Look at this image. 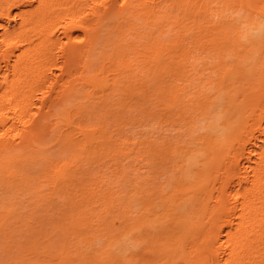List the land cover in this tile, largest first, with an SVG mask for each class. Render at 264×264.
I'll list each match as a JSON object with an SVG mask.
<instances>
[{"label": "bare ground", "instance_id": "obj_1", "mask_svg": "<svg viewBox=\"0 0 264 264\" xmlns=\"http://www.w3.org/2000/svg\"><path fill=\"white\" fill-rule=\"evenodd\" d=\"M15 15L0 33V264L109 263L76 245L92 240L86 233L96 225L112 255L120 233L138 224L127 222L130 203H118L112 176L124 179L135 160L157 178L170 156L191 153L171 143L214 103L211 89L214 98L224 91L229 128L203 138L194 186L175 182L172 166L175 184L201 196L188 219L181 207L184 220L170 212L179 230L164 239L171 224L162 221L167 234L154 246L165 249L161 264H264V33L249 38L264 31V0H0V19ZM232 55L236 64L227 65ZM251 137L261 141L254 158L245 156ZM177 158L187 171L191 160ZM148 178L131 182L147 193L137 197L143 205L156 191Z\"/></svg>", "mask_w": 264, "mask_h": 264}, {"label": "rangeland", "instance_id": "obj_2", "mask_svg": "<svg viewBox=\"0 0 264 264\" xmlns=\"http://www.w3.org/2000/svg\"><path fill=\"white\" fill-rule=\"evenodd\" d=\"M33 5H35V3L33 4ZM28 8H30L29 6H25V7H23V9H28ZM13 10V13H16V12H18V9L17 8H13L12 9ZM19 19V16L17 15H15V16H13V18L12 19H10V20H7V19H5V18H3V19H0V33L3 31V29L4 28H6V27H8V28H12L14 25H15V21H17ZM245 26H243V28H244ZM245 30V28L242 30V25H241V31H244ZM249 31H251V30H249ZM252 32V31H251ZM258 32V33H257ZM260 32L261 33H259V31H256V30H254L253 31V33H250V32H248V33H250L249 34V38L250 39H252L253 41H256V39L258 40L259 39V35L260 34H262V33H264V31H262V30H260ZM258 34V37H256V35ZM170 34V33H169ZM169 34H167V35H169ZM252 34H255V37L256 38H254L253 39V37H254V35L252 36ZM166 35V36H167ZM252 36V37H251ZM246 43H248V41L246 42ZM259 43V42H258ZM258 45V44H257ZM256 45V46H257ZM234 55H232V58H231V56H227L228 57V59H227V57L225 58V63H228L229 62V64H227V65H233V63H234V61H235V59L236 58H234L233 57ZM229 57H230V60H229ZM236 57V56H235ZM226 59L228 60V61H226ZM232 60V61H231ZM230 62H231V64H230ZM234 64H236V61H235V63ZM58 70H55V72H57ZM210 94L212 95V99H214V103L213 104H211L210 106H209V108H208V110H207V112H205V113H199V114H197V117H195V119H193V121H191L190 123H191V125H190V132L189 133H187V134H183V135H181L182 136V138L183 139H185V140H183L182 138H181V141L178 143V144H175L174 143V140H172V143H171V147H175L176 145H181V146H178V149L181 147V148H183L186 144H189L190 145V147L188 146H186V147H184V148H187V150H188V148H191L190 150H191V153H189L188 154V151H187V156L185 155V154H183V156H179V154L181 155V153L182 152H178V153H176V154H178V155H172L173 157H171L170 155V159H171V161L173 160L174 161V158H176L177 156L178 157H181V159L180 158H177V159H175V161L176 160H178V159H180V160H182V164H189L190 162V160H191V162L192 163H190L189 164V168H187V171H185V172H187V173H185L184 172V170H185V168H186V166H185V168L183 167V170H181L179 167L177 168L176 166H175V164H176V162H173L172 161V163H171V161L170 162H168V164L166 165V169L164 168V169H160L161 170V174L160 175H158V176H161V177H159L158 178V176H157V178L154 176V172H153V175H152V173L150 174L148 171H147V167H145V166H142V162H139L138 164H136L135 165V160L133 161V162H131L130 164H129V167L127 168V169H125V171H126V175H125V177H124V179H118V177H119V175L118 174H115L114 176H112L113 177V180H114V182H115V184L116 183H119V185L116 187V188H113L114 189V191H116V193H115V195H117V196H120L119 197V199L117 198V201H118V203H119V201L121 202V201H125V202H129L130 204V206H129V208L126 210V214H128L126 217H128L129 215H130V217L128 218V221L127 222H130V224H133V225H135L136 224V222L138 223V224H136V227H134V229L132 230H128V231H122L121 233H120V236L118 237L119 239L118 240H116L117 242V244H112V245H110L111 246V251H113L112 253V255L109 253V255L107 254V253H105V251H106V249L108 248V245H107V237H108V234L107 233H105V232H103V231H101V230H99V229H97V226L95 225L94 227H93V229L91 230V231H89L88 233H86V236H88V235H91L92 233L94 234H92L93 235V239L92 240H84L82 243L80 242L79 244H77L76 246H79V247H77L78 248V250H77V252H88V254L90 255V253L89 252H93V253H95V254H99V256H101V254L102 255H104L106 258H104V261H108V259L109 260H111V258H112V260L108 263V262H106V264L108 263V264H110V263H113V264H161V262H163L164 260H165V249L163 248V245L162 244H160L159 242L161 241L162 242V240H163V237H164V239H167V238H170V236L172 237L173 236V234H175L176 233V231L177 230H179L178 229V227L174 224L175 222H176V224L177 223H179L180 224V222L182 221H180V219H176V217H179V218H181V219H183L184 220V215H186V218L188 217H190L191 216V214H192V212H194V210L192 211V210H189V209H191L190 207H192L193 205L195 206V204H197V206L196 207H192V209L194 208H198V203H195V198H197L198 196H199V199H200V196L201 195H197L195 198H193L194 200H192V197H194V193H192V191H191V189L190 188H188V189H186L187 187L185 186H183L185 189L183 190V187H180V185H182V184H186L188 187H192V186H194V181H195V176H193V175H196L197 176V174H199V170H201L202 171V169H199V168H202V165H203V161H202V165H199V163L198 162H200L201 160H205V150H203V149H205L204 148V143H207V140H208V137H211L210 136V134L213 136V135H220V134H223L222 132H225V130H227V128H229V121H228V117L230 116V115H227V114H230V111H232V110H230V109H228L227 110V112L225 113L224 111H225V108L224 107H227L228 106V104L225 102L226 101V99L224 98V91H222L220 94H217V96L214 98V90L213 89H211L210 90ZM224 109V110H223ZM227 109V108H226ZM225 114H226V116H228L227 118V120L225 119ZM232 116V115H231ZM235 120V117H233L232 118V120ZM228 121V122H227ZM238 121V120H237ZM227 122V123H226ZM189 123V124H190ZM226 123V124H225ZM228 125V127H226L225 125ZM189 126V125H188ZM223 126H225V127H223ZM140 129V128H139ZM179 131H180V129H178ZM189 130V129H188ZM176 131H177V128H174V130H172V133L173 134H175L176 133ZM142 133H144V131H141V134ZM152 133L153 132H151V133H149V135H152ZM154 134V133H153ZM209 135V136H208ZM254 135L255 136H258L259 135V133H258V131H255L254 132ZM208 136V137H207ZM217 136V137H218ZM221 136V135H220ZM203 138H207V140L205 139V140H203ZM214 138V137H213ZM216 138V137H215ZM219 138V137H218ZM173 139H175V141L176 140H178L179 139V136L178 135H176L175 134V137L173 138ZM205 141V142H204ZM239 141L240 140H238V141H233V145L232 146H230L229 148H230V151L233 149V148H235L234 149V151L237 149V147H238V145H239ZM202 142V143H201ZM204 142V143H203ZM184 144V145H183ZM259 144H261V141H259V138H254V137H251L250 138V140L249 141H246L245 142V148H246V152H245V156L246 155H249V151H251L252 153H251V158H254V155L256 154V152H257V149H258V145ZM180 148V149H181ZM183 148V150H186V149H184ZM182 150V151H183ZM247 150H249V151H247ZM184 152V151H183ZM190 152V151H189ZM192 154V156H190ZM186 156V157H185ZM188 156H190V157H188ZM245 156H243V157H241V159H240V161H241V163L242 164H246L247 163V160L245 159ZM182 157H185V158H182ZM187 158V160L185 161L184 159H186ZM191 158V159H190ZM189 160V161H188ZM193 160V161H192ZM188 161V162H187ZM196 161H198L197 163H193V162H196ZM173 163H175V164H173ZM134 164V165H133ZM197 165H199V166H197ZM172 166L173 167H175L174 169L172 168ZM192 167V169H191V167ZM197 166V167H196ZM199 167V168H198ZM198 168V169H197ZM175 170L174 172H173V170ZM179 169H180V171H179ZM196 169H197V171H198V173L196 172ZM152 170V169H151ZM160 170H158V171H160ZM163 170V171H162ZM164 170H166V171H164ZM167 170H169L168 172H167ZM188 170H190L189 172L190 173H188ZM194 170H195V172H196V174L195 173H193L194 172ZM153 171H154V169H153ZM184 172V177H186L185 178V180H184V177H182V175L180 174H178V172ZM163 172V173H162ZM167 172V173H166ZM171 173L172 172V177L170 176L171 174H168V173ZM166 173V174H165ZM173 173L174 174H176L175 176H177V178H180L181 179V181L179 180V179H177L174 175H173ZM190 174V175H189ZM138 175H142V177H145V176H148V177H150V178H148L149 179V183H148V185H150V186H155L156 185V191L158 190L159 192V194L155 191V192H153V199H151L152 197H151V195L149 196V197H151L149 200H151V201H154V202H151V201H147V202H144V205H143V203H142V201L146 198V195H147V193L144 191V193H139V194H137V191L135 190V188H137V187H135V184H131V182H136L135 181V176L137 177ZM150 175H152V176H150ZM190 177V178H192V177H194V178H192L193 179V181H192V179H190L188 176ZM182 178H181V177ZM152 177V178H151ZM156 178V180H155V178ZM132 178V179H131ZM174 178H176V181L175 182H180V183H178V184H175V182H174ZM151 179H153L152 180V183L150 182L151 181ZM159 179V180H158ZM170 179L171 180H173V181H171L170 182ZM186 179H187V181H186ZM188 179H189V181H188ZM156 181V184L154 183V185H153V182H155ZM185 181V183H184V181ZM159 181H161V183L159 182ZM165 181V182H164ZM159 182V185L157 184ZM191 182H192V184H191ZM190 183V184H189ZM172 186H171V185ZM180 184V185H179ZM131 185L132 186H134V187H131ZM158 185V186H157ZM162 185V186H161ZM165 185H167V186H165ZM174 185L176 186V187H180V189L182 190L181 192L182 193H180V194H178V192H180V189L179 188H176V187H174ZM192 185V186H191ZM162 187V189H163V186H165L164 187V190H160L161 188H159V187ZM159 189H158V188ZM172 187L175 189V193H176V195H177V197L179 198L178 199V201L179 200H181V202H178V201H176L177 200V197L175 196L174 197V195H173V199H174V201L173 200H171L172 198H171V196H172V192L173 191H171V190H173L172 189ZM171 188V189H170ZM130 189V190H129ZM132 189H134L135 190V192H134V190H133V192H134V194H133V192L131 191ZM169 190V192H171V193H169V194H167L168 191ZM177 190H179L178 192H177ZM189 190V191H188ZM129 191V192H128ZM183 191H184V193H183ZM187 191V192H186ZM161 192H163V194H167V195H165V197H163L164 195L161 193ZM166 192V193H165ZM190 192V193H189ZM138 195H136V194ZM157 193V194H156ZM119 194V195H118ZM132 194V195H131ZM162 195V197L163 198H160L161 197V195ZM185 195V197H184V195ZM186 194H187V196H186ZM188 194H189V196H188ZM190 194H191V196H190ZM133 195H136V196H133ZM142 195V196H141ZM158 195V196H157ZM168 195L170 196V200H169V203H168V199H167V205H165V202H166V199L165 198H169L168 197ZM144 197L145 196V198H143L142 199V201H140V199L141 198H137V197ZM160 196V197H159ZM181 198H180V197ZM148 197V196H147ZM154 197H158V198H160V199H158V200H156V199H154ZM191 197V198H190ZM176 198V199H175ZM184 198V199H183ZM189 198V199H188ZM165 200V202L163 201V200ZM187 199V200H186ZM192 200V202H191V200ZM160 200V202H162L163 203V206H165V207H162V203H160V202H158ZM183 200V201H182ZM184 200H186V201H184ZM173 201V202H172ZM193 201H194V203H193ZM141 202V203H140ZM184 202H185V204H187V205H185L184 204ZM197 202V201H196ZM153 203V204H152ZM157 203H159V204H157ZM170 203H172V205L170 204ZM181 203H182V205H181ZM191 203H192V205H191ZM146 204H151L149 207L148 206H146ZM157 206H156V205ZM178 204H180V205H178ZM153 205H154V207L156 208L155 209V211H154V214H156L158 217H160V218H162L161 220H159V218L157 219V218H155V216L156 215H154L153 214V210H154V208H153ZM159 205H161V206H159ZM168 205H170V206H168ZM176 205V206H175ZM189 205V206H188ZM120 206H121V204H120ZM144 206V207H143ZM146 206V207H145ZM167 206H168V208L171 210V211H169L168 212V208H167ZM172 206H174V207H172ZM131 207V208H130ZM159 207V208H158ZM171 207V208H170ZM181 207V209H182V212L184 213L183 214V216H182V212H181V210H179V209H177V208H180ZM145 208H146V210H145ZM150 208V209H149ZM164 209V211H163V209ZM176 208V209H175ZM184 208L186 209V211L184 210ZM168 209V210H167ZM150 212V210H151V213L150 214H152V215H150L149 214V212ZM174 210V211H173ZM176 210H177V212H178V210H179V212H178V214H177V212H176ZM190 212H189V211ZM144 211V212H143ZM158 213H157V212ZM185 211V212H184ZM164 212V213H163ZM170 212H172L171 214L173 215V216H176V217H171L172 215L170 214ZM181 212V213H180ZM187 212H189V214H188V216H187ZM146 213H148V214H146ZM162 213H163V215H162ZM165 213L167 214V213H169V216H167V215H165ZM175 213H176V215H175ZM179 213H180V215H179ZM125 214V215H126ZM146 216H145V215ZM145 216V217H139V216ZM148 215H150V216H148ZM171 215V216H170ZM165 216V217H164ZM167 216V217H166ZM141 218V219H139V218ZM148 217V218H147ZM151 217H153V218H151ZM183 217V218H182ZM131 218V219H130ZM151 218V220H153V221H155V222H152V221H150L149 219ZM154 218H155V220H154ZM163 218H166V219H164L163 220ZM168 218H170V220L168 221V223H170L172 220V218L174 219V221L175 222H173V224H171V225H169L168 223H167V220H168ZM185 218V219H186ZM187 218V219H188ZM144 219L145 220H147L148 219V221L147 222H145L144 221ZM176 219V220H175ZM135 220H137V221H135ZM139 220V221H138ZM140 220H142V221H140ZM177 220H179V221H177ZM135 221V222H134ZM162 221H163V223H166V225L168 224V226H170V227H168V232H167V227L166 226H163L162 225ZM165 221V222H164ZM145 222V223H144ZM157 222L159 223V224H161L160 226H161V228H162V226H163V228L162 229H166V230H164L165 232H163V230H162V232H160L161 230H160V226L157 228V225H159V224H157ZM161 222V223H160ZM143 224V226H142V224ZM147 223V224H146ZM150 223H152V224H154V225H151ZM129 224V223H128ZM150 226H152L151 227V229H150V227H149V225ZM157 224V225H156ZM138 225V226H137ZM141 225V226H140ZM165 225V224H164ZM178 225V224H177ZM181 225V224H180ZM175 226V227H174ZM140 227H142V228H140ZM144 227V228H143ZM147 227V228H146ZM148 227H149V230H148ZM155 227L159 230V231H157L156 229H155ZM174 227V228H173ZM181 226H179V228H180ZM99 228V227H98ZM139 228V229H138ZM153 228V229H152ZM138 229V230H137ZM175 229V230H174ZM139 230H141L140 232H139ZM146 230V231H145ZM150 230L152 231L151 232V234H149L150 233ZM174 230V231H173ZM94 231V232H93ZM154 231L156 232V233H154ZM171 231H173V232H171ZM49 233L51 232V230L50 231H48ZM129 232V233H128ZM133 234H132V233ZM147 232H149L148 233V236H147ZM157 232H159L158 233V237H159V235L160 236H162L163 235V233L165 234L166 232L167 233H169V234H167V236L166 235H163V237H159V239H158V237H156L157 236ZM128 233V234H127ZM131 233V234H130ZM144 233V234H143ZM171 233H173L172 235H170ZM11 234H13V232H11ZM14 234L16 235V232H14ZM11 235L10 237H12V236H14V237H12V238H10V239H12V240H17V238H19V237H15V235ZM88 234V235H87ZM141 235H143V236H141ZM150 235V236H149ZM153 235H154V237H153ZM156 235V236H155ZM170 235V236H169ZM20 236V235H19ZM84 235H82V237H83ZM145 236V237H144ZM152 236V237H151ZM169 236V237H168ZM89 237V236H88ZM140 237H142V238H140ZM144 237V238H143ZM147 238H149L148 240H150V241H152L151 243H154V240H155V242L157 241V240H159V244L160 245H156V246H154L155 245V243L153 244V246L151 245V243H150V241L148 242L147 241ZM156 238V239H155ZM143 239H145V241L146 242H148V243H145V241L143 240ZM161 239V240H160ZM120 240V241H119ZM86 241H89L88 243L86 242ZM119 242V243H118ZM83 243H85V244H83ZM115 243V242H114ZM149 243H150V245H149ZM82 244V245H81ZM70 245V244H69ZM75 246V244H72L71 245V247L73 248L74 246ZM145 245H147L146 246V248H145ZM76 246H75V248H76ZM150 246V247H149ZM161 246V247H160ZM71 247H70V249H71ZM149 247V248H148ZM156 247H158V248H156ZM161 249H160V248ZM72 249L73 250V252L71 253L72 255L74 254H76V249ZM110 249V248H109ZM146 249V250H145ZM158 249H159V251H158ZM147 250H149V251H147ZM152 250L154 251V252H156V251H158V254H157V252H156V254L154 253V254H152L153 252H152ZM156 250V251H155ZM160 250H161V253H160ZM145 252V253H144ZM147 252H148V254H147ZM150 252V253H149ZM164 254H163V253ZM115 253V254H114ZM111 255V256H110ZM152 255V256H151ZM153 255H155V256H153ZM156 255H158V256H156ZM113 256H115L114 258L115 259H113ZM155 259H154V258ZM157 258V259H156ZM160 259L162 260V259H164V260H162V261H160ZM121 260V261H120ZM115 261V262H114ZM125 261V262H124ZM123 262V263H122ZM104 263V262H103ZM173 264H181V263H178L177 262V260L173 263Z\"/></svg>", "mask_w": 264, "mask_h": 264}]
</instances>
